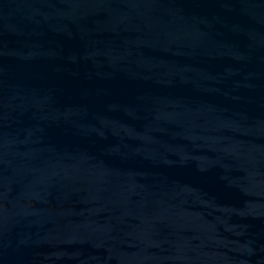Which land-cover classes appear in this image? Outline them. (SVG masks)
<instances>
[{
    "label": "water",
    "instance_id": "95a60500",
    "mask_svg": "<svg viewBox=\"0 0 264 264\" xmlns=\"http://www.w3.org/2000/svg\"><path fill=\"white\" fill-rule=\"evenodd\" d=\"M0 264H264V0H0Z\"/></svg>",
    "mask_w": 264,
    "mask_h": 264
}]
</instances>
